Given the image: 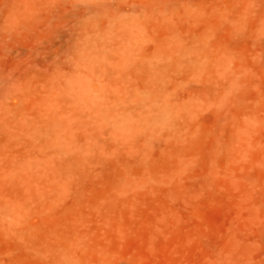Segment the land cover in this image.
<instances>
[{"label": "rangeland", "instance_id": "1", "mask_svg": "<svg viewBox=\"0 0 264 264\" xmlns=\"http://www.w3.org/2000/svg\"><path fill=\"white\" fill-rule=\"evenodd\" d=\"M0 264H264V0H0Z\"/></svg>", "mask_w": 264, "mask_h": 264}]
</instances>
